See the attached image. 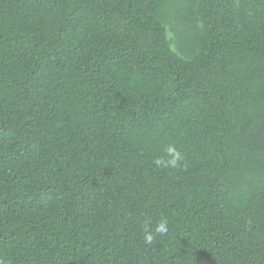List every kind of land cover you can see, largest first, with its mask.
<instances>
[{
  "label": "trees",
  "instance_id": "obj_1",
  "mask_svg": "<svg viewBox=\"0 0 264 264\" xmlns=\"http://www.w3.org/2000/svg\"><path fill=\"white\" fill-rule=\"evenodd\" d=\"M0 261L264 264V0H0Z\"/></svg>",
  "mask_w": 264,
  "mask_h": 264
},
{
  "label": "clouds",
  "instance_id": "obj_2",
  "mask_svg": "<svg viewBox=\"0 0 264 264\" xmlns=\"http://www.w3.org/2000/svg\"><path fill=\"white\" fill-rule=\"evenodd\" d=\"M154 163L158 167L171 169H184L187 167L185 156L181 150L174 144L169 143L163 148V155L158 156ZM169 231V222L167 218H161L155 225L150 221L146 222L142 229V235L146 244H153L156 237L166 235ZM3 264V261H0Z\"/></svg>",
  "mask_w": 264,
  "mask_h": 264
}]
</instances>
